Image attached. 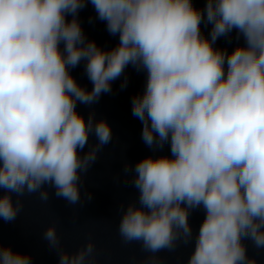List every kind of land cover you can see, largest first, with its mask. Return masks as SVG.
Masks as SVG:
<instances>
[{
    "label": "clouds",
    "instance_id": "1",
    "mask_svg": "<svg viewBox=\"0 0 264 264\" xmlns=\"http://www.w3.org/2000/svg\"><path fill=\"white\" fill-rule=\"evenodd\" d=\"M88 4L118 36L111 49L87 39L77 17ZM234 30L243 44L215 47ZM81 62L91 90L71 74ZM129 65L146 73L131 101L141 139L170 155L125 165L138 197L120 205L122 242L139 244L148 264L190 243L187 264H256L244 241L264 249V0H0V219L14 221L26 194L47 202L49 189L81 202L82 175L112 130L77 104L97 103ZM196 209L205 215L194 236ZM43 237L59 264H95L91 239L68 251L56 223ZM0 264L31 256L0 243Z\"/></svg>",
    "mask_w": 264,
    "mask_h": 264
},
{
    "label": "water",
    "instance_id": "2",
    "mask_svg": "<svg viewBox=\"0 0 264 264\" xmlns=\"http://www.w3.org/2000/svg\"><path fill=\"white\" fill-rule=\"evenodd\" d=\"M193 3L199 9L205 7V0H193ZM77 18L87 39L95 41L102 49H111L118 43V36L108 33L105 22L96 18L91 4L80 10ZM210 30V24L201 25L205 36ZM237 44H243V38L237 40L234 30L229 37L219 38L215 47L231 52ZM71 74L81 86L91 90L92 83L85 74L84 62L71 69ZM125 76L127 85L121 88ZM145 82L146 73L138 72L129 65L124 76L112 83V91L102 94L97 103L77 104V111L85 119L94 112L95 119L106 120L112 130L111 142L103 147L88 172L82 175L81 202L70 205L57 198L54 189H49L47 202L41 201L38 193L26 194L23 210L14 221L0 219V243L14 251L29 254L31 264H59L57 252L49 248L43 237L49 224L56 223L66 250L74 251L85 245L88 239L94 242L95 264H148L145 257L149 254L143 252L137 243L125 245L118 233L120 205L127 206L138 197L137 190L130 183H125V165L134 166L148 155H170L167 144L162 150H153L144 144L141 139L142 124L132 115V97L143 92ZM95 143V136H90L89 147ZM87 150L88 147L84 149L85 152ZM86 193H91L90 201L86 200ZM204 215L203 209L190 213L189 222L194 236ZM244 243L248 256L254 258L256 264H264V249H256L250 241ZM193 248L194 243H190L181 244L174 252L162 251L158 253L161 257L159 264H187Z\"/></svg>",
    "mask_w": 264,
    "mask_h": 264
}]
</instances>
